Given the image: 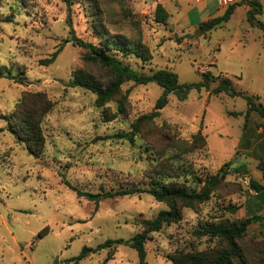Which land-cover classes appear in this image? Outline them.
<instances>
[{
  "label": "rangeland",
  "instance_id": "obj_1",
  "mask_svg": "<svg viewBox=\"0 0 264 264\" xmlns=\"http://www.w3.org/2000/svg\"><path fill=\"white\" fill-rule=\"evenodd\" d=\"M242 1L0 0V72L9 75L0 77V264H73L69 259L84 245L128 240L144 219L168 208L148 192L95 201L73 187L100 192L177 180L199 190L203 182L197 177L204 180L224 167L227 174L208 200L183 206L181 220L149 233L146 264H175L173 257L223 249L227 242L203 234L205 225L264 215L250 186L251 178L264 184V116L252 111L245 126L243 96L214 94L205 87L171 92L160 115L130 141L116 134L131 130L139 115L153 110L162 86L127 80L119 95L99 106L95 92L68 84L76 72L102 84L114 76L90 59L88 48L73 43L77 36L106 46L137 71L169 68L184 83L201 80L209 70L264 103V30L249 22V5ZM260 1L263 11L257 18L264 22ZM158 3L169 12L166 22L156 20ZM231 4L238 5L228 21L201 32V22ZM120 42H142L152 58L143 62L117 49ZM58 48L53 62L41 63ZM217 83L210 81V88ZM28 91L45 92L54 102L41 122L45 146L39 156L19 139L18 103ZM124 94L125 110L118 112ZM106 112L118 113L106 120ZM198 131L207 141L204 147L192 144ZM237 242L247 264H264V220L252 222ZM80 264L140 261L124 241L91 253Z\"/></svg>",
  "mask_w": 264,
  "mask_h": 264
},
{
  "label": "trees",
  "instance_id": "obj_2",
  "mask_svg": "<svg viewBox=\"0 0 264 264\" xmlns=\"http://www.w3.org/2000/svg\"><path fill=\"white\" fill-rule=\"evenodd\" d=\"M242 3H247L249 5L247 10V18L249 22L253 26H257L264 30V22L257 18V15L263 11L262 2L260 0H243ZM238 4H231L221 15L211 17L210 19L201 22L199 25L201 32L223 25L230 19ZM168 17L169 12L167 9L162 3H158L156 6V20L160 22H166ZM71 40L74 44L88 48L91 60L98 62L113 71V78L106 84H102L96 80L90 79L79 72H76L68 83L70 86H79L95 92L97 94V105H105L108 101L119 95L122 90V84L127 80H133L139 84H147L154 81L163 87V92L157 98L153 110L139 115L133 122L132 129L118 132L116 134L118 137H126L130 141H133L136 132L139 131L142 125L153 121L160 115L161 109H163L168 103L169 93L184 92L187 94L191 89L194 88L200 90L201 88L205 87L214 94L225 92L231 96H243L248 103V107L244 114L245 126L247 125L252 111H256L261 116H264V103L256 102L254 99V94H249L238 90L229 77L214 75L208 70L203 72V78L201 80L182 83L179 80L178 73L172 69L159 68L153 70L151 73L140 72L132 68L129 64L123 63L114 54L109 53L106 46H96L95 44L84 41L82 38L77 36H73ZM116 46L117 49L123 50L127 53H134L143 62H146L152 58L149 48L142 42H136L133 44L120 42ZM60 50L61 48H58L53 51L49 57L42 59L41 63L48 65L53 62ZM1 76L9 77V75H3L2 72H0V77ZM10 76L15 78L18 82H23L22 77H16L15 75ZM217 80V85L213 88H210V81ZM126 98L127 94H124L120 97L118 102V112H123L125 110ZM53 104L54 102L48 98L45 92L42 91H28L22 96L18 103L19 139L26 143L29 152L35 156H39L43 152L45 146V136L41 122L44 116L52 109ZM118 112L111 115L106 112V120L115 118ZM192 138V144L199 142L202 147L207 144L205 136L201 131L195 133ZM260 169L264 173V161H261ZM226 174L227 172L224 171V167L222 166L215 174L206 177L204 180L201 177H197L199 182H203L199 190L189 189L186 184L177 180H171L168 182L156 181V183L145 188L125 187L115 190L102 189L100 192L83 191L73 187L77 194L83 195L88 199L95 201L118 195H133L136 193L148 192L152 194L156 200L165 202L168 205V208L161 209L152 218L144 219L142 221V229L136 232L130 239L124 240L122 238H109L104 242L97 244L96 246L84 245L80 253L69 260L73 261V264H80V261L91 253H95L104 248H115L118 244L125 241L131 247L137 250L140 264H146L147 251L145 247V241L148 238L149 233L160 230L165 224L181 220L183 216V206H191L195 203H201L208 200L212 194V191L224 180ZM250 186L256 191L259 202L264 205V184L251 178ZM263 220L264 215L254 213L253 215L247 216L244 219L236 222H219L207 224L203 228V234L218 236L227 242V246L213 253L199 251L196 253H186L180 257H173L174 263L236 264L234 262V258H238L240 260L239 264H247L242 258L237 240L245 234L248 226L252 222H261ZM45 232L46 229H43L41 232H39V236L44 235ZM110 258L111 256L108 254L105 261H108Z\"/></svg>",
  "mask_w": 264,
  "mask_h": 264
},
{
  "label": "built area",
  "instance_id": "obj_3",
  "mask_svg": "<svg viewBox=\"0 0 264 264\" xmlns=\"http://www.w3.org/2000/svg\"><path fill=\"white\" fill-rule=\"evenodd\" d=\"M231 0H218L219 5H227Z\"/></svg>",
  "mask_w": 264,
  "mask_h": 264
},
{
  "label": "water",
  "instance_id": "obj_4",
  "mask_svg": "<svg viewBox=\"0 0 264 264\" xmlns=\"http://www.w3.org/2000/svg\"><path fill=\"white\" fill-rule=\"evenodd\" d=\"M199 32V31H198Z\"/></svg>",
  "mask_w": 264,
  "mask_h": 264
}]
</instances>
